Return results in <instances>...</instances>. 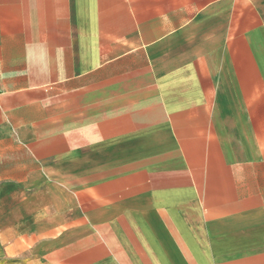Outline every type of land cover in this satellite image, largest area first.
Masks as SVG:
<instances>
[{
  "label": "crops",
  "instance_id": "0c3cea01",
  "mask_svg": "<svg viewBox=\"0 0 264 264\" xmlns=\"http://www.w3.org/2000/svg\"><path fill=\"white\" fill-rule=\"evenodd\" d=\"M0 264H264V0H0Z\"/></svg>",
  "mask_w": 264,
  "mask_h": 264
}]
</instances>
